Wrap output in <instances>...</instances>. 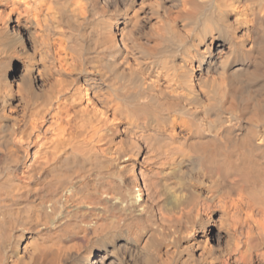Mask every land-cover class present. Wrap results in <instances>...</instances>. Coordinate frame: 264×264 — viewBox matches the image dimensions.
Wrapping results in <instances>:
<instances>
[{"label": "clouds", "instance_id": "9594fccd", "mask_svg": "<svg viewBox=\"0 0 264 264\" xmlns=\"http://www.w3.org/2000/svg\"><path fill=\"white\" fill-rule=\"evenodd\" d=\"M264 264V0H0V264Z\"/></svg>", "mask_w": 264, "mask_h": 264}, {"label": "bare ground", "instance_id": "6f19581e", "mask_svg": "<svg viewBox=\"0 0 264 264\" xmlns=\"http://www.w3.org/2000/svg\"><path fill=\"white\" fill-rule=\"evenodd\" d=\"M96 259L93 261V264H111L110 254L105 250L103 243H101L95 249Z\"/></svg>", "mask_w": 264, "mask_h": 264}]
</instances>
